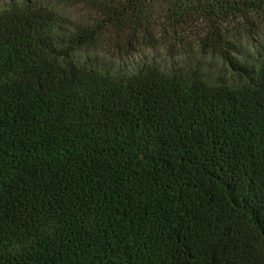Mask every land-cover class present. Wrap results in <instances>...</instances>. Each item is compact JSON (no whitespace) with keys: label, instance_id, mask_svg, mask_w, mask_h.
<instances>
[{"label":"trees","instance_id":"trees-1","mask_svg":"<svg viewBox=\"0 0 264 264\" xmlns=\"http://www.w3.org/2000/svg\"><path fill=\"white\" fill-rule=\"evenodd\" d=\"M0 264H264V0H0Z\"/></svg>","mask_w":264,"mask_h":264},{"label":"rangeland","instance_id":"rangeland-1","mask_svg":"<svg viewBox=\"0 0 264 264\" xmlns=\"http://www.w3.org/2000/svg\"><path fill=\"white\" fill-rule=\"evenodd\" d=\"M80 53L81 56L88 58L86 62H88L92 68L98 70L102 74L114 77L130 75L137 71L144 63L152 59L156 62H160L163 59L161 50H141L128 56H121L118 52L105 48L103 45L88 48ZM213 67L220 69L221 64L219 62H214ZM212 73H216V71Z\"/></svg>","mask_w":264,"mask_h":264}]
</instances>
